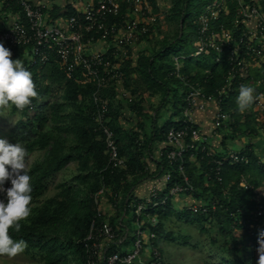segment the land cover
<instances>
[{
  "label": "built area",
  "instance_id": "1",
  "mask_svg": "<svg viewBox=\"0 0 264 264\" xmlns=\"http://www.w3.org/2000/svg\"><path fill=\"white\" fill-rule=\"evenodd\" d=\"M225 1H210L194 18L198 37L195 50L191 53L196 56L212 49L216 53L215 61H219L220 55L224 53L227 63L225 81L214 93H208L181 75L179 58L182 55L171 54L174 67L170 73L184 82L186 90L179 113L173 114L172 123L164 132L162 146L156 149L154 156L149 155L157 163L156 169L161 180L150 183L143 194L135 196L133 183L149 173L150 168L141 156L142 170L134 172L140 176L124 189L134 173L130 172L126 156L119 151L116 134L111 126L110 96L106 90L112 84L115 95L123 100L126 108L134 102L135 95L124 85L123 65L126 59L133 56L130 53L133 45L139 44L156 30L160 18V14L154 12L156 3L153 0H92L84 5L82 20L70 14L64 25L58 26L46 23L41 6L31 0H2L5 5L20 8L24 14L25 23L17 18L0 30V41L4 44L29 48L30 56L23 66L43 63L53 55L66 78L90 87L91 119L94 131L103 142L106 156L101 174L109 172L110 175H119L118 184L121 186L118 190L112 191L111 184L114 183H106L102 175L93 194L97 206L96 217L91 220L87 234L80 240L85 264H130L145 249L148 250L146 264H167L160 246L154 245L155 233L145 227V223L155 220L154 217L150 218L147 211L164 207L167 202L173 208L172 203L177 197L185 201L175 209L178 211L206 214L208 209L222 205L223 201L219 198L193 196L195 188L185 170V157L191 161L204 156L211 157L210 167L203 172L206 185L208 181L214 183L220 180L226 164L248 163L250 148L245 145L239 149H227L219 151L221 154L215 156L216 151L201 134L195 113L208 110L216 130L231 129L234 109L227 108L226 99L232 93L238 94L241 85L251 86L254 99L250 109L256 112L258 132L264 137V91L261 80L249 75L252 59L264 71V6L259 0L248 3L236 0L238 9L231 22L232 27L225 28L220 23L217 30L213 29L211 22L218 18L219 12L225 7ZM248 21H252V26H244L242 29L240 25ZM95 44L98 47H94ZM135 143L142 153L150 148L142 134L137 135ZM163 157L168 164L176 166L180 182L167 185L172 174L171 170L164 171ZM239 185L251 187L245 177L241 178ZM226 193L224 190L223 194ZM252 199L256 204L251 218L244 223V229L258 257L257 236L259 230L264 229V195L256 190ZM101 216L104 218L97 221V217ZM128 216L134 229L129 225ZM110 219H114V222L111 223Z\"/></svg>",
  "mask_w": 264,
  "mask_h": 264
},
{
  "label": "trees",
  "instance_id": "2",
  "mask_svg": "<svg viewBox=\"0 0 264 264\" xmlns=\"http://www.w3.org/2000/svg\"><path fill=\"white\" fill-rule=\"evenodd\" d=\"M210 1L212 0H168L166 20L178 24L176 34L171 38L165 37L150 53L146 48H140L136 54L125 60L124 85L129 87L132 95L136 97L134 102L127 106L132 113L135 110L140 115L143 109L141 103L146 95H157L159 104L163 108L166 102L172 99V113L174 115L179 113L183 97L181 98L177 91L180 87L185 93L186 85L170 73L174 67L171 54L182 55L179 58L181 61L179 72L189 83L197 84L208 93H214L224 83L227 71L224 53L220 55L219 61H215L216 53L212 49L201 55H191V47L195 48L198 37L193 20ZM245 1L248 3L256 0ZM153 2L156 3L155 0ZM259 3L264 6V0H259ZM237 9L236 0H226L218 18L211 22V28L217 30L220 23H223L225 28H231ZM67 12L75 14L82 20V14L72 9ZM23 22H26L24 17ZM240 27L243 29L242 24ZM5 46L12 48L10 45L5 44ZM13 48L16 53H20L24 46L17 45ZM24 67L31 72L38 95L31 98V103L20 110L22 116L7 130V140L10 143L18 142L23 145L26 149V158L35 150L43 151V155L41 159L35 160L28 166L32 178L31 213L20 221L21 227L18 232L9 229V233L14 239L23 240L25 246L37 250L42 264H85L80 240L87 234L91 220L96 217L97 206L93 201V194L101 182L102 175L106 183H114L111 184L112 191L118 190L121 186L118 184L119 175H110L109 172L101 174L106 156L103 142L94 131V122L91 119L90 87L66 78L53 55L43 63L36 62ZM256 74L255 78L261 80V88L264 91L263 69ZM54 82L56 84L53 85ZM58 87H61L59 94H57ZM237 95L232 93L226 99L227 108H234L232 131L249 135L257 133L259 127L255 118L256 112L251 111L250 107L239 111L236 103ZM10 106L12 111L18 110L13 105ZM161 107L154 108V118L157 117ZM30 112L32 114H29ZM110 114L114 118L117 117L111 105ZM143 115L149 116L146 111ZM171 123L172 121L167 119L160 127L152 125L149 133L151 138L163 140L164 132ZM111 126L116 134L119 151L127 158L130 172L142 170L140 162L142 151L138 149L135 139L139 130L144 131L143 122L137 121L129 130L118 125L116 121H111ZM147 141L148 139L145 140ZM214 154L218 156L221 153ZM248 156V163L226 164L222 169L220 180L214 183L208 181L206 185L203 172L210 167L211 157L204 156L197 161H191L186 156L185 170L195 188L193 196L207 199L203 195L205 193L207 197L219 198L223 203L214 209H208L206 214L178 211L172 208L170 202L164 207L147 211L150 218H155L154 221L145 223V227L156 235L154 245L160 246L159 236L165 232L166 220L174 217L190 222L201 221L209 229L217 227L231 250L240 251L239 256L226 259L228 264H255L254 245L244 229V223L251 218L256 204L252 196L264 181V162L260 161L251 148ZM71 160L77 162V172L68 181L56 184L55 195L41 199L46 190V178L64 168ZM162 163L164 171L171 170L172 174L167 185L180 182L181 177L176 166L168 164L164 157ZM139 176L134 173L124 189ZM242 177H245L251 187L239 185ZM5 186H11L10 181H6ZM224 190L227 192L225 195ZM2 195L0 194V197ZM103 218V216L97 217V221ZM128 221L131 225V221ZM110 222L113 223L114 219H110ZM206 229L204 230L207 231ZM160 251L162 252V249ZM203 264L218 263L205 261Z\"/></svg>",
  "mask_w": 264,
  "mask_h": 264
},
{
  "label": "rangeland",
  "instance_id": "3",
  "mask_svg": "<svg viewBox=\"0 0 264 264\" xmlns=\"http://www.w3.org/2000/svg\"><path fill=\"white\" fill-rule=\"evenodd\" d=\"M168 7L169 3L165 4L162 2L159 5H156L154 12L160 14L156 30L148 38L143 39L139 45V49L146 48L150 53L162 43V40L165 37L171 38L176 34L178 24L169 23L166 20ZM180 27H182L181 24ZM191 50L192 52L195 50L194 46L191 47ZM255 66L256 69H253L254 77L257 76L256 72L261 70L260 64L257 63ZM57 89V94H59L61 92V87H58ZM177 92L181 98L184 96L182 88L179 87ZM142 103H146L145 98H143ZM172 105L173 100L169 99L164 105V108L158 112L156 117V124L158 127H160L167 119L171 120L169 114L173 111ZM146 110L149 114L148 117L143 116V112L139 115L134 110L130 116H126L122 121H126L127 124L129 123L135 126L137 118L145 120V123L147 122L145 124L146 129L143 132L145 135H149L150 124L153 121L151 117V115H153V109L149 108ZM29 114H32V112ZM21 116L22 112L20 110L12 111L10 104L7 106H0V137L7 139V130ZM174 120L176 121L177 118ZM250 125H252V123H250ZM243 128L245 127L243 126ZM245 135L248 137L251 136L249 134ZM231 149H233V147H231ZM42 155L43 151L40 150H35L28 154L25 161L27 167L35 160L41 159ZM76 172L77 162L71 160L66 163L64 168L48 176L45 180L46 190L41 196V199L55 195L57 192L56 184L58 182L68 181ZM203 195L208 198L207 194L203 193ZM172 205L174 209L179 208L178 202H173ZM128 219L131 221L130 216H128ZM130 227L131 229H134L132 224ZM164 228L165 232L159 236V243L167 264H203L205 261H212L218 264H228L226 259L240 255V251L231 250L229 244L225 243V240L220 235V231L217 227L209 229V227L201 221L190 222L173 217L172 219L166 220ZM255 257L257 261L258 257ZM0 264H42V259L37 250H32L28 246H25L23 251L16 254L14 257L0 256Z\"/></svg>",
  "mask_w": 264,
  "mask_h": 264
},
{
  "label": "clouds",
  "instance_id": "4",
  "mask_svg": "<svg viewBox=\"0 0 264 264\" xmlns=\"http://www.w3.org/2000/svg\"><path fill=\"white\" fill-rule=\"evenodd\" d=\"M253 92L251 86H240L236 97L239 111L251 106ZM37 95L31 72L19 58H12L11 50L0 41V106L11 104L22 110ZM25 161L23 145L0 137V256L14 257L25 247L23 240L14 239L9 233V229L18 232L20 221L31 213L32 178ZM6 181H10V187H5ZM257 242L256 264H264V229L259 230Z\"/></svg>",
  "mask_w": 264,
  "mask_h": 264
},
{
  "label": "crops",
  "instance_id": "5",
  "mask_svg": "<svg viewBox=\"0 0 264 264\" xmlns=\"http://www.w3.org/2000/svg\"><path fill=\"white\" fill-rule=\"evenodd\" d=\"M92 0H31L32 3H34L37 6H41L42 8V14L45 19L46 23H52V24H57L58 26H63L65 23V19L67 18L68 15L73 14V13H68L67 11L69 9H72L74 12L81 14L82 10L84 8V5L87 2H90ZM156 5H159L160 3H165L168 4V0H155ZM160 2V3H159ZM24 14L22 10L18 7H15L14 5H5L2 0H0V30L3 29L4 27H7L12 20L14 19H22L23 20ZM243 26L245 27H250L252 26V21L244 22ZM262 39L264 40V35L262 36ZM141 42L138 44L133 45L132 51L130 52L131 54L133 53L136 54L137 51L139 50V45ZM94 47H98V44H95ZM11 53H12V58H19L23 64L27 63L29 56H30V50L29 48L25 47L22 52L16 53L14 51V48H10ZM256 62H253V59L251 60V65H250V74L253 76V69H256ZM261 66V65H260ZM262 69V66H261ZM257 73V72H256ZM56 84V82L53 83V85ZM107 94L110 96V105L111 109L114 111V113H117V117L114 118L112 114L111 116V121H116L118 125H121L124 127L126 130H129L130 127H132V124H127L126 121H122L123 119L126 118V116H130L132 112L125 107L123 104V100L118 99L117 96L115 95V87L111 84L110 87L106 90ZM145 102L146 103H141V106H143V109L141 112L147 111L146 109H153V115H151L152 119L154 121L150 124L156 125V118H154V108H160V104L158 101L159 98L157 95L153 96H145ZM155 99V100H154ZM163 109V107H161ZM234 109V108H233ZM135 113V112H134ZM173 113H170L169 116L172 118ZM144 116V115H143ZM168 116V117H169ZM146 117V116H145ZM195 118L197 119V122L200 126L201 134L205 137V140L208 142L209 146L216 152L223 151V150H229L231 147L233 148H241L243 146H248L251 148L253 153L257 155V157L260 160H264V137L259 133H253L251 134L250 137L246 136L245 134H241V132H233L232 128L231 129H223V130H216L213 127L212 124V114L206 110L204 112H197L195 113ZM141 120L144 124V130L146 129V123L145 120H142L140 118H137V121ZM136 121V123H137ZM151 131V127L149 129V133ZM139 134H142L144 139H148L146 143L150 144V148L146 150L145 152L142 153V157H144V162L149 166L150 172L155 171L153 174L147 173L138 178L134 183V192L135 196H139L144 193L146 187L153 182H160L161 180V175H158V170L157 168V163L154 160H151L149 158V155H155V151L158 147L162 146L161 141L155 138H151L150 134L145 135L143 130H139ZM220 153V152H219ZM258 190L264 194V181L260 184L258 187ZM186 200V198H185ZM174 202H178V205L180 203H183V198L177 197ZM174 209V208H173ZM148 250H144L140 256L131 262L130 264H146L147 259H148Z\"/></svg>",
  "mask_w": 264,
  "mask_h": 264
}]
</instances>
